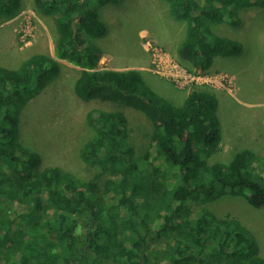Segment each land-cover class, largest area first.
<instances>
[{
  "label": "trees",
  "instance_id": "16d2710c",
  "mask_svg": "<svg viewBox=\"0 0 264 264\" xmlns=\"http://www.w3.org/2000/svg\"><path fill=\"white\" fill-rule=\"evenodd\" d=\"M119 1L34 0L38 13L55 19L54 56L33 55L17 69L0 66L1 264H264L256 237L238 219L192 214L196 202L226 197L264 209V162L249 149L223 165L214 159L222 142L215 91L195 88L176 106L140 70L99 69L101 51L87 40L107 32L97 7ZM162 1L185 23L180 60L203 72L243 52L213 27L238 28L243 11L264 8V0ZM21 5L0 0V17L17 15ZM61 62L81 69L74 85L81 101L115 103L150 121L155 137L147 151L133 147L122 112L92 109L86 123L95 137L80 158L100 171L96 179L83 182L56 166L38 169L39 156L17 146L20 116L59 75Z\"/></svg>",
  "mask_w": 264,
  "mask_h": 264
},
{
  "label": "rangeland",
  "instance_id": "374dc122",
  "mask_svg": "<svg viewBox=\"0 0 264 264\" xmlns=\"http://www.w3.org/2000/svg\"><path fill=\"white\" fill-rule=\"evenodd\" d=\"M197 1L201 6L204 3ZM97 11L107 32L87 43L101 51L99 69L140 70L152 90L174 105H182L191 90L179 91L148 72L150 59L143 48L142 37H147L184 64L177 49L185 38V23L171 16L169 5L162 0H120L115 5L97 7ZM241 17L243 24L238 28L225 24L213 27L214 33L243 47L240 56L215 61V72L230 75L237 88L236 97L215 92L222 142L214 159L221 165L243 149L251 150L259 162H264V8L246 9ZM56 38L55 19L38 13L34 0H22L17 15L0 17V66L17 69L33 55L54 56ZM61 63L59 75L29 101L20 116L17 146L39 156L38 169L56 166L83 182L96 179L100 171L80 158L84 143L95 137L86 123V114L92 109L122 112L128 120L133 147L138 152L147 151L155 137L150 121L142 113L115 103L81 101L74 94L81 69ZM99 185L103 190V180ZM191 210L192 214L208 210L221 218L238 219L252 231L264 257V209H254L243 199L226 197L213 203L196 202Z\"/></svg>",
  "mask_w": 264,
  "mask_h": 264
},
{
  "label": "built area",
  "instance_id": "2783aa9c",
  "mask_svg": "<svg viewBox=\"0 0 264 264\" xmlns=\"http://www.w3.org/2000/svg\"><path fill=\"white\" fill-rule=\"evenodd\" d=\"M142 38L144 51L150 59L147 71L152 75L170 83L179 91L208 88L215 92L224 91L230 96L236 97L237 88L230 75L223 72H203L189 69L176 57L150 42L147 37Z\"/></svg>",
  "mask_w": 264,
  "mask_h": 264
},
{
  "label": "crops",
  "instance_id": "0c3cea01",
  "mask_svg": "<svg viewBox=\"0 0 264 264\" xmlns=\"http://www.w3.org/2000/svg\"><path fill=\"white\" fill-rule=\"evenodd\" d=\"M144 74V73H143ZM182 92H186V91H182ZM188 95V93L186 94V96Z\"/></svg>",
  "mask_w": 264,
  "mask_h": 264
}]
</instances>
